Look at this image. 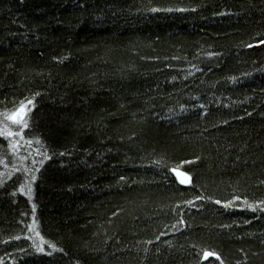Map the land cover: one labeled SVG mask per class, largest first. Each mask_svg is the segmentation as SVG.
<instances>
[{
	"label": "trees",
	"instance_id": "obj_1",
	"mask_svg": "<svg viewBox=\"0 0 264 264\" xmlns=\"http://www.w3.org/2000/svg\"><path fill=\"white\" fill-rule=\"evenodd\" d=\"M26 100L0 264H264V0H0Z\"/></svg>",
	"mask_w": 264,
	"mask_h": 264
},
{
	"label": "snow or ice",
	"instance_id": "obj_2",
	"mask_svg": "<svg viewBox=\"0 0 264 264\" xmlns=\"http://www.w3.org/2000/svg\"><path fill=\"white\" fill-rule=\"evenodd\" d=\"M32 105L31 100L21 101L20 104L15 107L10 112L0 113V136L11 138V147L15 151L21 146V141L24 142L26 145H30L32 142L30 140H25L23 136V130L25 128H28L29 126V116L28 113L31 111V108L29 107ZM9 122H11L12 125L16 127V130H13V127L9 126ZM175 173L177 178L179 179V182L181 184H186L191 182V178L188 173L178 171L177 169H172ZM35 179V177H32ZM2 183V181H0ZM20 191H24V186H20ZM30 191V186H29ZM236 199H239V197H236ZM188 203H191L189 201ZM217 203H220V201H217ZM232 203V201H228L225 206H229ZM261 204H264V202H261ZM250 209L253 211L256 210L255 205H248ZM39 235V233H37ZM43 238L41 237V240ZM42 250V249H39ZM215 255V253L204 251L203 256L208 257Z\"/></svg>",
	"mask_w": 264,
	"mask_h": 264
},
{
	"label": "water",
	"instance_id": "obj_3",
	"mask_svg": "<svg viewBox=\"0 0 264 264\" xmlns=\"http://www.w3.org/2000/svg\"><path fill=\"white\" fill-rule=\"evenodd\" d=\"M175 169H177L178 171H181V172H185V171H183V170L180 169V168H175ZM173 173H174L176 179H178L177 176H176V173H175L174 171H173ZM186 173L189 174V176H190V178H191V181H192V176L190 175V173H189V172H186ZM178 181H179V179H178ZM190 184H191V182H190V183L183 184V185L188 186V185H190ZM208 252H210V251H208ZM213 253H214V252H213ZM213 258H215V259H220V256H219L217 253H215V255L208 256V257H204V256H203V260H209V259H213Z\"/></svg>",
	"mask_w": 264,
	"mask_h": 264
}]
</instances>
